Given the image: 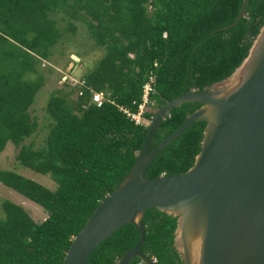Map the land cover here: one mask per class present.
Listing matches in <instances>:
<instances>
[{
    "label": "trees",
    "instance_id": "1",
    "mask_svg": "<svg viewBox=\"0 0 264 264\" xmlns=\"http://www.w3.org/2000/svg\"><path fill=\"white\" fill-rule=\"evenodd\" d=\"M242 0H0V154L8 143L16 160L49 175L54 191L10 170L0 183L46 212L36 223L20 205L0 203V264H62L72 238L99 205L126 178L148 134L123 112H136L142 88L152 77L153 92L144 114L191 92H202L241 64L264 25V0H249L246 16L232 24ZM83 22L103 50L83 85L54 91L45 112L51 119L41 147L24 141L37 130L30 114L44 78L38 65L48 61L62 33L54 14ZM68 86V83H65ZM76 93L75 99L70 95ZM93 92L103 93L100 106ZM78 93H81L79 95ZM201 104L184 102L158 125L151 150L175 131ZM205 121H196L152 161L146 177L186 172L201 148ZM142 252L157 264H183L174 248L176 218L157 209L144 214ZM139 239L131 224L95 247L86 264H116ZM130 264H142L135 258Z\"/></svg>",
    "mask_w": 264,
    "mask_h": 264
},
{
    "label": "water",
    "instance_id": "2",
    "mask_svg": "<svg viewBox=\"0 0 264 264\" xmlns=\"http://www.w3.org/2000/svg\"><path fill=\"white\" fill-rule=\"evenodd\" d=\"M248 1L223 30L246 16ZM184 102L201 106L151 150L160 122ZM200 120L206 126L192 167L146 177L157 155ZM152 208L176 218L173 245L183 264H264V25L231 75L155 109L132 169L72 238L62 264H86L93 249L126 224L139 239L116 264L135 258L157 264L142 252L144 214Z\"/></svg>",
    "mask_w": 264,
    "mask_h": 264
},
{
    "label": "rangeland",
    "instance_id": "3",
    "mask_svg": "<svg viewBox=\"0 0 264 264\" xmlns=\"http://www.w3.org/2000/svg\"><path fill=\"white\" fill-rule=\"evenodd\" d=\"M62 16V13L53 15L62 37L54 46L50 59L40 62L37 68L44 78V84L29 110L37 121V130L24 141L25 145L31 144L34 148L41 147L49 133L51 119L46 114L45 107L50 95L54 91L69 93L73 87L78 89L83 75L91 72L103 56V50L94 45L83 22L73 21L75 30L72 32L67 30V20L60 19ZM65 83H68V86ZM76 95L72 92L70 98L75 99ZM18 150L19 148L11 143L6 145L0 154V169L13 171L50 191L56 190L57 184L51 176L36 173L18 163ZM4 200L22 206L36 223H41L46 216L43 208L0 183V203Z\"/></svg>",
    "mask_w": 264,
    "mask_h": 264
},
{
    "label": "built area",
    "instance_id": "4",
    "mask_svg": "<svg viewBox=\"0 0 264 264\" xmlns=\"http://www.w3.org/2000/svg\"><path fill=\"white\" fill-rule=\"evenodd\" d=\"M154 82L153 78L150 77L149 81L145 83L142 88V101L139 104L137 111L132 113L127 110H123V112L130 118L131 121L134 122L135 125H144L148 126L149 121L144 117L145 112L147 111V106L149 104V95L153 92L152 83ZM83 85V81L80 82L79 87ZM81 95V93H78ZM92 103H95L97 106H100L103 102V93L101 92H93L92 94Z\"/></svg>",
    "mask_w": 264,
    "mask_h": 264
}]
</instances>
